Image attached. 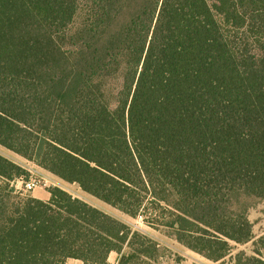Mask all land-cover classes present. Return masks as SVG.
<instances>
[{
    "label": "trees",
    "instance_id": "obj_1",
    "mask_svg": "<svg viewBox=\"0 0 264 264\" xmlns=\"http://www.w3.org/2000/svg\"><path fill=\"white\" fill-rule=\"evenodd\" d=\"M0 145L208 260L264 264V236L232 256L254 240L233 201L264 199V0H0ZM28 176L0 155V264L154 260L60 188L23 197Z\"/></svg>",
    "mask_w": 264,
    "mask_h": 264
},
{
    "label": "rangeland",
    "instance_id": "obj_2",
    "mask_svg": "<svg viewBox=\"0 0 264 264\" xmlns=\"http://www.w3.org/2000/svg\"><path fill=\"white\" fill-rule=\"evenodd\" d=\"M0 155L8 158L9 160L23 166L33 173L39 172L41 175L48 178L52 186L50 189H40L37 188L31 192H24L22 181L16 180L12 182V186L16 191L20 192L23 197L36 198L40 200H45V196L50 194V191L55 188H60L75 198L88 203L90 206L99 209L105 214L115 218L116 220L123 222L131 227L134 230H139L142 233L146 234L150 239L153 240V244L149 245L151 249L155 250V258L150 261L151 264H230L231 257L226 259L213 262L208 260L203 255L198 254L181 243H179L175 237L171 234V231L164 228H152L143 222L141 217L134 219L129 215L121 212L119 209L104 203L103 201L93 197L92 195L84 192L78 184L68 183L59 177L53 175L47 170L33 164L32 162L27 161L21 156L15 154L14 152L4 148L0 145ZM28 176V177H29ZM233 206L237 211L245 212L248 216L249 221L252 224L254 240L243 245L233 244V253L232 256H235L238 253L244 252L247 255H252L255 250V242L262 236H264V199L257 198L249 195H241L233 201ZM263 246V245H262ZM261 246V248H263ZM264 250V249H262ZM126 252H130L129 248L125 249ZM264 252V251H263ZM119 255L117 253H112L109 256L110 264H117ZM66 264H82V262L74 259H69Z\"/></svg>",
    "mask_w": 264,
    "mask_h": 264
},
{
    "label": "built area",
    "instance_id": "obj_3",
    "mask_svg": "<svg viewBox=\"0 0 264 264\" xmlns=\"http://www.w3.org/2000/svg\"><path fill=\"white\" fill-rule=\"evenodd\" d=\"M20 180L22 181L23 190L26 193L37 188L48 190L52 186L51 181L45 176L41 175L39 172L33 173L30 171V176L28 178H21Z\"/></svg>",
    "mask_w": 264,
    "mask_h": 264
},
{
    "label": "crops",
    "instance_id": "obj_4",
    "mask_svg": "<svg viewBox=\"0 0 264 264\" xmlns=\"http://www.w3.org/2000/svg\"><path fill=\"white\" fill-rule=\"evenodd\" d=\"M50 198V194L48 196H45V200H48ZM81 262V261H80ZM83 264V263H82Z\"/></svg>",
    "mask_w": 264,
    "mask_h": 264
}]
</instances>
